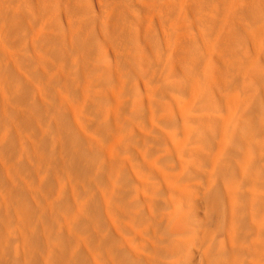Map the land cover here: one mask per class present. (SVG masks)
I'll return each instance as SVG.
<instances>
[{"label":"rangeland","instance_id":"374dc122","mask_svg":"<svg viewBox=\"0 0 264 264\" xmlns=\"http://www.w3.org/2000/svg\"><path fill=\"white\" fill-rule=\"evenodd\" d=\"M121 1L105 6L102 0H0V264H169L166 243L178 211L191 222L189 235L196 231L199 238L190 254L218 238L226 224L228 196L224 200L220 188L210 187L224 184L211 172L213 162L199 158V173L178 177L185 169L179 154L186 156V150H176L175 139L173 149L170 135L176 136L183 122L162 120L161 108L169 101L178 108L170 95L189 92L183 89L189 79L165 78L168 44L157 8ZM220 8L213 3L209 14ZM145 15L155 16L144 21L154 25L155 40L142 63L136 56L150 41L138 38ZM251 21L246 22L252 27ZM237 42L242 58L252 56L250 42ZM102 64L112 67V81L102 75ZM197 69L212 73L203 63L194 64ZM227 79L231 90L252 87L243 74ZM255 85L252 92L262 100L245 112L248 143L242 148L264 128V86ZM136 99L145 107L134 116ZM131 128L135 136L128 134ZM129 136L135 144L122 142ZM131 151L141 153V172L139 164L130 171L122 164ZM256 151L253 156L264 164L263 151ZM256 163L252 188L263 191L254 174L264 165ZM181 184L173 195L165 193ZM249 226L241 222L238 245ZM240 255L250 260L245 248Z\"/></svg>","mask_w":264,"mask_h":264},{"label":"bare ground","instance_id":"6f19581e","mask_svg":"<svg viewBox=\"0 0 264 264\" xmlns=\"http://www.w3.org/2000/svg\"><path fill=\"white\" fill-rule=\"evenodd\" d=\"M102 1L105 2V6L113 4V0ZM135 2H139L144 10L157 8V14L160 16L159 23L163 28L161 33L168 44L164 53L165 60L169 61L170 69L165 78L179 76L182 79H189V84H185L183 88L189 92L177 90L170 95V99L177 102L178 108L174 109L170 101L167 106L161 108L162 120L169 119V122H172L173 119H179L183 122L178 134L170 135V144L173 149L177 146L176 150L180 147L181 150H186V156L179 154V161L185 164V169L178 177L186 178L191 173H199L200 164L206 159L213 162L211 172L217 171L224 180V184L217 186L211 184L210 187L214 191L220 188L224 193V200L225 195L228 196L229 213L220 236L210 244L202 240L203 248L202 250L199 248V253L196 254H190V252L194 245H198L197 233L195 231L194 235H189L191 222L179 211L177 212L172 234L166 243L168 262L169 264H195L198 261L202 264H264V189L261 191L259 188V190L252 188V178L254 179L252 169L257 161L262 163L260 159L257 160V157L253 156V153L259 149L264 154V128L261 131V128L259 129L260 138H255L257 135H254L252 144L242 148L243 144L248 143L243 132L246 122L245 112L251 103L252 106L259 104L257 98L261 99L260 95L252 90L257 83L264 86V0H233L234 4L230 6L227 0H136ZM213 3L221 5V8L212 16L209 14V9ZM109 8L106 7V11ZM30 16L33 15L30 14ZM33 20L37 23V19L33 18ZM148 20L153 22L155 16L145 15L139 21L138 38L150 39V41H144L145 44H149L146 52L136 56V61L142 63H146V56L152 54L150 48L155 40L152 29L154 25L144 23ZM247 20H252V27L246 22ZM241 39L252 44V56L248 55V58L245 56V59L242 58L244 56H240L239 49L237 50V41ZM155 45L157 49H160L158 44ZM196 63L208 65L212 73L207 76L201 75L199 69L203 66L193 70ZM102 65L99 67L101 68ZM103 66L102 75L107 80H111L114 72L112 67L109 64ZM232 73L250 77L252 87L243 91L239 90L242 88L231 90L234 86L227 77ZM226 85L230 92L226 91ZM107 86L109 87V84ZM171 86L176 87V83H172ZM105 95L108 97L107 91ZM132 105L131 114L134 116L140 114L139 112L145 107L142 101L137 104V99L132 102ZM99 111L103 119L105 109L100 108ZM255 116L252 115V127L256 120ZM100 120L99 118L97 120L99 124ZM131 123L134 124V120ZM128 134L135 136L136 132L131 128ZM132 136L126 139L124 137L122 142L126 145L135 144ZM178 137H182L181 142ZM173 139L177 141L176 146ZM128 147L131 150L130 146ZM235 150L238 152L234 153ZM169 151L171 152L172 149ZM140 155L138 151L137 156L131 151L130 157H126L122 162V164L126 163V171L135 169L136 164L140 165L137 173L142 171L145 162L139 161ZM199 158L202 159L201 163ZM256 169L255 178L261 180L255 179V181L264 185V168ZM116 178L118 181L122 180V172L117 174ZM111 185H114V182H111ZM181 186L183 184L178 187L169 186L165 193L173 195L172 191L181 190L182 188H179ZM244 219L250 226L245 242L238 245L237 234L242 232L241 222ZM244 248L246 254L250 255L249 261L240 255V251ZM173 255L177 258L174 259ZM81 263L82 261L79 264Z\"/></svg>","mask_w":264,"mask_h":264}]
</instances>
